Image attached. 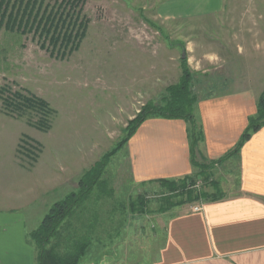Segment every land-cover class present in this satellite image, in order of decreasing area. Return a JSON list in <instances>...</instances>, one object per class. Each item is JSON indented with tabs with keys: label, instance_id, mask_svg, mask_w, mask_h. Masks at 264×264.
<instances>
[{
	"label": "rangeland",
	"instance_id": "374dc122",
	"mask_svg": "<svg viewBox=\"0 0 264 264\" xmlns=\"http://www.w3.org/2000/svg\"><path fill=\"white\" fill-rule=\"evenodd\" d=\"M40 1L45 12L47 7L59 8L63 0ZM157 4L155 0L64 4L65 23L60 26L66 28L60 29L65 33L56 43L39 19L19 29L0 28V207L30 201L26 207L31 221H42L51 205L77 190L82 174L125 138L129 122L145 105L164 103L166 88L182 76V56H187L191 69L205 68L208 64L200 61L204 51L240 42L250 54L251 82L264 86V0H228L227 18L216 19L217 25L234 31L226 34H218L215 27L161 21ZM247 28L250 33H243ZM66 31L69 39H64ZM181 41L191 42L190 50ZM198 78L193 77L195 90ZM16 91L49 103L48 127L38 126L41 114L34 110L22 116L5 110L4 98ZM235 169L225 165L196 173L188 187L212 192L214 181L227 187L235 182ZM133 186L124 145L111 156L90 198L68 219L72 225L62 233L64 237L79 229L85 234L94 221L93 243L80 264H106L113 254H126L135 264L163 215L181 209L169 206V197L176 193L157 181ZM138 195L146 206L132 210L130 202L138 201ZM3 213L6 210H0ZM62 243L66 244L63 238Z\"/></svg>",
	"mask_w": 264,
	"mask_h": 264
},
{
	"label": "crops",
	"instance_id": "0c3cea01",
	"mask_svg": "<svg viewBox=\"0 0 264 264\" xmlns=\"http://www.w3.org/2000/svg\"><path fill=\"white\" fill-rule=\"evenodd\" d=\"M155 1L156 16L161 21L190 22L208 30L215 27L218 34L234 33L225 25H217L216 20L227 18L228 0ZM247 32L249 28L243 33ZM181 42L190 50L191 42ZM219 46L200 54V61L208 66L191 69L193 77L199 76L197 90L193 87L198 96L195 114L204 131L197 146L199 161H217L236 147L250 117L257 113L264 90V86L251 82L250 54L244 44L226 42ZM226 82L235 84L228 86ZM187 128L182 118L163 117L147 118L138 127L125 144L134 189L156 179L196 175L199 168L191 161ZM225 165L236 167L235 182L223 187L214 181L217 188L212 186L213 191L222 195L190 207L177 205L181 209L163 215L147 249L129 250L139 253L135 264H264V126L239 152L216 163L212 170ZM28 202L0 207L6 210L0 214V264H37L38 251L29 236L41 221H31ZM196 205L201 209L194 210ZM125 255L113 254V260L106 264H134Z\"/></svg>",
	"mask_w": 264,
	"mask_h": 264
},
{
	"label": "trees",
	"instance_id": "16d2710c",
	"mask_svg": "<svg viewBox=\"0 0 264 264\" xmlns=\"http://www.w3.org/2000/svg\"><path fill=\"white\" fill-rule=\"evenodd\" d=\"M76 1L77 0H63L59 4V8L53 6L49 10L47 7L45 12H41L42 1L40 0H28L25 4L23 0H0V28L4 26L7 29H15L16 27L19 29L22 26L28 25L30 22H37L39 19L38 21L40 24L45 22V25L48 27V32H53L51 41L56 43L65 33L60 28H66L65 25L60 26V23H65L62 17L65 11H61L62 6L69 3L73 4ZM22 6H24V8H22ZM9 7L11 10H9ZM34 10H36L35 13H33ZM48 10L49 12L46 13ZM66 37L67 39L70 38V35H67V31L64 39H66ZM181 60L182 76L177 83L171 84L166 88L167 92L163 97L164 103L161 105H145L139 114L129 122L128 133L125 138L120 141L114 149L104 154L101 159L96 161L89 170L84 172L79 180V188L68 193L64 198L54 202L43 217L39 226L30 233L38 251L37 264L80 263L82 257L93 243L92 232L90 231L94 228V221L88 223L85 234L81 235L78 231L79 229H76L73 232L67 231V235L63 237L62 233L64 229L66 230L68 225H72V222L68 221V219L75 216L78 213V209L90 198L95 186L100 182L111 156L128 142L130 137L147 118H182L188 123L187 131L190 140L191 161L193 165L199 168L197 172L199 174H202V172L207 173L216 163L222 162L231 154L239 152L245 141H247L254 132L264 126L263 90L257 102V113L250 117L249 125L243 132L236 147L217 161L211 160L206 162L204 160H197V146L204 138V131L195 114L198 96L192 86L193 72L189 66L187 56H182ZM2 91H5V89L3 88ZM4 108L7 112L15 114L16 116H22L28 109L34 110L38 114H41L37 121L38 126L43 129L46 128L45 126H49L45 125L46 114H49L52 109L46 100L34 94L25 95L16 91L4 98ZM194 178L192 176H185L177 179H156L154 181L159 182L162 186L176 193L174 196H177V199H172L174 196L169 197V206H177L194 201L198 202L204 199H215L218 195L223 194L219 190L207 192L189 189L188 182H193ZM213 187L217 188L216 182H213ZM171 199L173 201H171ZM137 200L138 201L134 200L130 202L131 209L136 210L140 207L143 210L146 206L145 198L138 195ZM83 226H85V224H83ZM62 238L66 241L64 246H62Z\"/></svg>",
	"mask_w": 264,
	"mask_h": 264
},
{
	"label": "built area",
	"instance_id": "2783aa9c",
	"mask_svg": "<svg viewBox=\"0 0 264 264\" xmlns=\"http://www.w3.org/2000/svg\"><path fill=\"white\" fill-rule=\"evenodd\" d=\"M201 207L199 205L194 206V210H200Z\"/></svg>",
	"mask_w": 264,
	"mask_h": 264
}]
</instances>
